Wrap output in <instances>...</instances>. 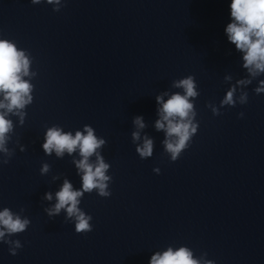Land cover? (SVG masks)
<instances>
[{
	"label": "clouds",
	"instance_id": "1",
	"mask_svg": "<svg viewBox=\"0 0 264 264\" xmlns=\"http://www.w3.org/2000/svg\"><path fill=\"white\" fill-rule=\"evenodd\" d=\"M33 4H40L44 0H31ZM46 3L53 5V11H60L63 6L62 0H46ZM225 34L228 42L235 46V49L242 53V67L247 75L237 79L227 90L225 96L219 103V107L208 103L213 115H220L221 108L225 106L235 107L237 104L244 105L248 102L249 94L245 90L254 80L258 81L254 88L255 94L264 93V0H231L230 22L225 27ZM32 63L30 53L18 49L14 41L0 39V164H8L14 155V149L8 147L14 135V123L11 116L19 118L21 125L25 122L27 115L26 108L33 102V84L23 77L35 76L30 73ZM231 81V76L225 77ZM174 89H182L173 93L164 92L156 96V103L159 105L157 111L159 119L155 122L157 131H163L165 138L162 141L164 152L169 156L170 161L175 162L181 154L190 146L192 138L196 135L199 123L196 120L197 111L194 101L199 96L197 83L192 75L174 80ZM239 92V94H237ZM168 98L165 100L164 97ZM244 113L238 114L243 118ZM136 131L131 134L132 142L136 145L135 151L141 159L153 156L154 140L145 135L141 137V130L146 127L142 116L133 119ZM143 140L142 143H138ZM18 143V142H17ZM106 140L98 137L95 129L90 125H84L82 130L64 131L62 127L53 125L48 127L42 144L46 155L51 156L54 152L56 157L63 158L65 153L72 155L78 153L79 159H74L78 174L81 176V187L75 189L68 179L60 189L55 192V204L46 207L44 211L49 217L58 216L61 210L66 212V221L74 222L76 233H87L93 230L91 223L93 217L83 211L80 207L81 200L85 193L95 191L100 197H110L109 185L112 177L108 175L111 165L105 161L101 154ZM20 151H25V146L20 145ZM94 157V159H92ZM51 171L48 163H43L40 168L41 175ZM157 174L160 169L154 168ZM54 176L53 180L58 179ZM43 199L53 200V193L46 192ZM25 211L21 208L14 212L8 207L0 210V242L9 246L11 255H16L17 250L22 248L19 239H12L14 235L27 230L31 221L23 216ZM205 257L207 253L203 254ZM150 264H215L211 259H202L194 256V252L187 246H181L173 250L168 247L166 251L157 252L151 256Z\"/></svg>",
	"mask_w": 264,
	"mask_h": 264
}]
</instances>
